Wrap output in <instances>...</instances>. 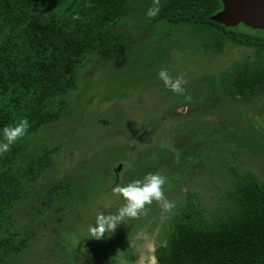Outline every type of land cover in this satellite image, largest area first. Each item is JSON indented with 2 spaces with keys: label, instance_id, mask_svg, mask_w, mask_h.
<instances>
[{
  "label": "rangeland",
  "instance_id": "rangeland-1",
  "mask_svg": "<svg viewBox=\"0 0 264 264\" xmlns=\"http://www.w3.org/2000/svg\"><path fill=\"white\" fill-rule=\"evenodd\" d=\"M136 1L117 29L126 50L107 62L88 56L65 96L67 110L30 138L55 153L6 227L4 236L28 239L9 264H159L156 249L188 206L210 219L230 206L240 177L264 182V87L240 96L232 86L238 73L264 65V51L208 25L149 19L153 0ZM235 30L264 39V31ZM165 69L182 80L183 94L164 87ZM155 172L167 177L163 193L173 209L153 202L107 238L89 239L96 216L124 204L113 194L115 173L125 186ZM56 183L69 187L68 197L59 187L44 194Z\"/></svg>",
  "mask_w": 264,
  "mask_h": 264
},
{
  "label": "trees",
  "instance_id": "trees-1",
  "mask_svg": "<svg viewBox=\"0 0 264 264\" xmlns=\"http://www.w3.org/2000/svg\"><path fill=\"white\" fill-rule=\"evenodd\" d=\"M137 8L136 0H0V129L21 118L30 125L0 154V264H9L28 247V239L4 236L6 227L53 165L55 151L33 145L30 138L67 110L65 96L88 56L107 62L126 50L117 29ZM160 8L162 24L208 25L264 51V39L210 20L223 9L222 0H161ZM232 86L240 96L264 87V65L238 73ZM112 179L117 186L116 173ZM52 187L46 196L57 187L65 197L70 194L66 185ZM155 258L159 264H264V182L252 174L240 177L230 206L210 219L188 206Z\"/></svg>",
  "mask_w": 264,
  "mask_h": 264
},
{
  "label": "clouds",
  "instance_id": "clouds-1",
  "mask_svg": "<svg viewBox=\"0 0 264 264\" xmlns=\"http://www.w3.org/2000/svg\"><path fill=\"white\" fill-rule=\"evenodd\" d=\"M160 10V0H153L152 6L147 9L145 15L153 19L158 16ZM78 18V15L73 17L74 20ZM158 76L166 89L174 94H183L180 78L173 80L166 69L161 70ZM29 127V121L21 118L15 124L0 129V154L8 152L18 139L25 136ZM166 182L167 177L155 172L148 173L142 180L137 179L125 186L114 187L113 194L119 195L124 204L114 214L97 215L94 225L88 228L89 239L99 241L107 238L126 219H136L144 215L147 206H151L153 202L159 203L164 212L173 209L174 204L164 198L163 187Z\"/></svg>",
  "mask_w": 264,
  "mask_h": 264
},
{
  "label": "water",
  "instance_id": "water-1",
  "mask_svg": "<svg viewBox=\"0 0 264 264\" xmlns=\"http://www.w3.org/2000/svg\"><path fill=\"white\" fill-rule=\"evenodd\" d=\"M223 9L210 18L228 28L244 25L264 31V0H222Z\"/></svg>",
  "mask_w": 264,
  "mask_h": 264
}]
</instances>
